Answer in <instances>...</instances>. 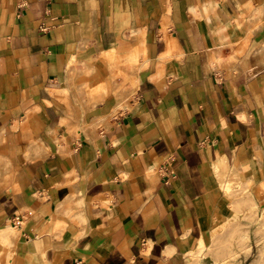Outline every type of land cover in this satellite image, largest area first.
Segmentation results:
<instances>
[{
	"label": "crops",
	"instance_id": "0c3cea01",
	"mask_svg": "<svg viewBox=\"0 0 264 264\" xmlns=\"http://www.w3.org/2000/svg\"><path fill=\"white\" fill-rule=\"evenodd\" d=\"M250 202L264 0H0V264H187Z\"/></svg>",
	"mask_w": 264,
	"mask_h": 264
},
{
	"label": "rangeland",
	"instance_id": "374dc122",
	"mask_svg": "<svg viewBox=\"0 0 264 264\" xmlns=\"http://www.w3.org/2000/svg\"><path fill=\"white\" fill-rule=\"evenodd\" d=\"M243 197H246L243 195ZM247 198V197H246ZM243 219L220 233L210 246L187 257L190 264H264V211L250 202ZM187 263V264H188Z\"/></svg>",
	"mask_w": 264,
	"mask_h": 264
},
{
	"label": "built area",
	"instance_id": "2783aa9c",
	"mask_svg": "<svg viewBox=\"0 0 264 264\" xmlns=\"http://www.w3.org/2000/svg\"><path fill=\"white\" fill-rule=\"evenodd\" d=\"M42 29H45V27H42ZM161 172H162L163 176L167 178L166 181L169 180V177L170 176H174V171L170 167H168V166H164L163 165L161 167ZM20 222L21 221H17L16 223L18 224Z\"/></svg>",
	"mask_w": 264,
	"mask_h": 264
},
{
	"label": "bare ground",
	"instance_id": "6f19581e",
	"mask_svg": "<svg viewBox=\"0 0 264 264\" xmlns=\"http://www.w3.org/2000/svg\"><path fill=\"white\" fill-rule=\"evenodd\" d=\"M193 261L189 262L188 264L192 263Z\"/></svg>",
	"mask_w": 264,
	"mask_h": 264
}]
</instances>
